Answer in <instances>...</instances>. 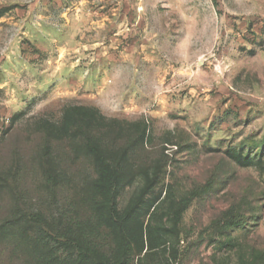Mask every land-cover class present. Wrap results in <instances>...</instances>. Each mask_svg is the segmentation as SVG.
<instances>
[{"label": "rangeland", "instance_id": "1", "mask_svg": "<svg viewBox=\"0 0 264 264\" xmlns=\"http://www.w3.org/2000/svg\"><path fill=\"white\" fill-rule=\"evenodd\" d=\"M70 107L95 110V139L123 150L121 206L146 182L145 199L161 195L167 250L147 262L264 264V0H0V219L12 188L43 200L42 154L70 210L89 198ZM0 264L20 263L0 245Z\"/></svg>", "mask_w": 264, "mask_h": 264}, {"label": "trees", "instance_id": "2", "mask_svg": "<svg viewBox=\"0 0 264 264\" xmlns=\"http://www.w3.org/2000/svg\"><path fill=\"white\" fill-rule=\"evenodd\" d=\"M64 114L65 138L79 130L90 158L94 179L89 182V198L70 210L62 195L64 183L57 181L59 173L47 155L42 154L40 189L46 196L43 194V200L27 205L13 188L9 190L12 201L6 216L0 219V245L20 264H130L134 246L128 231L133 225L139 238L137 251L141 253L146 248L139 262L151 264L146 259L154 250L164 252L163 255L167 250L164 224L152 225L162 202L161 195L154 200L145 199L144 195L153 186V182H146L139 197L121 206L118 174L123 170L119 164L123 150L118 152L119 148L113 146L107 150L108 146L95 139L94 117L103 120L102 116L85 107L66 108ZM242 161L244 164L246 158ZM88 212L91 220L87 218ZM227 225L238 227L237 216L228 220ZM103 234L110 236L107 250L96 243V238ZM20 254L25 256L24 260H19Z\"/></svg>", "mask_w": 264, "mask_h": 264}]
</instances>
